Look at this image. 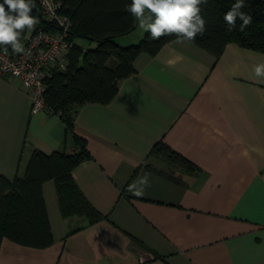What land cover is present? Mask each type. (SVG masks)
<instances>
[{
    "label": "crops",
    "instance_id": "0c3cea01",
    "mask_svg": "<svg viewBox=\"0 0 264 264\" xmlns=\"http://www.w3.org/2000/svg\"><path fill=\"white\" fill-rule=\"evenodd\" d=\"M144 31L138 22L116 41L135 44ZM261 63L264 52L235 43L215 58L173 40L139 55L109 103L78 108L71 132L58 114H32L20 80L0 79V176L23 177L34 151L77 153L82 139L89 157L72 178L105 217L63 211L48 181L53 243L3 238L0 264H264V78L253 71ZM158 143L196 169L151 156ZM145 174L150 186L134 196L129 186Z\"/></svg>",
    "mask_w": 264,
    "mask_h": 264
},
{
    "label": "trees",
    "instance_id": "16d2710c",
    "mask_svg": "<svg viewBox=\"0 0 264 264\" xmlns=\"http://www.w3.org/2000/svg\"><path fill=\"white\" fill-rule=\"evenodd\" d=\"M54 1L60 4L59 13L71 21V47L66 69L54 71L45 79L44 99L50 112L58 114L67 131L71 132L78 108L90 103H109L116 96L119 83L136 72L134 63L139 55H154L177 37L173 34L152 40L145 32L138 43L121 46L116 38L130 34L137 26V20L126 10L132 0ZM37 2L35 0L36 6ZM235 2L208 0L206 5H201V15L206 21L205 32L190 43L215 58L220 57L228 43L264 52V0H244L245 6L241 11L251 15L252 22L243 31H240L243 21L237 19L235 28L229 30L223 19ZM38 18L35 30L25 29L21 41L37 29L48 27L40 15ZM77 38L85 39L95 47L83 51L75 44ZM77 143L80 150L72 154L34 151L23 177H17L12 182L0 176V242L6 238L37 249L47 248L53 243L42 193V186L48 181L56 183L63 211L89 214L92 217L90 222L105 218L91 208L73 181V169L89 157L85 141L77 139ZM150 155L158 156L183 171L195 168L163 143L156 144ZM146 168L150 169L147 165ZM132 241L147 249L138 240L133 238ZM151 254L154 259L160 258L154 252Z\"/></svg>",
    "mask_w": 264,
    "mask_h": 264
},
{
    "label": "clouds",
    "instance_id": "9594fccd",
    "mask_svg": "<svg viewBox=\"0 0 264 264\" xmlns=\"http://www.w3.org/2000/svg\"><path fill=\"white\" fill-rule=\"evenodd\" d=\"M42 3L54 14L50 0H42ZM207 3L208 0H132L126 10L139 21V27L152 40L174 34L178 42L183 43L192 42L197 35L204 34L206 21L201 15V5ZM244 6V0H236L224 14L223 19L229 30L235 28L237 19L243 21L240 31L252 22L251 15L241 11ZM35 7V0H3L0 3V48H3L5 54L9 46L14 54L25 52L21 42L22 34L25 29L35 30L39 23L38 16L30 15ZM253 71L257 78H264V63L254 65ZM149 186V176L145 174L130 185L128 190L140 197Z\"/></svg>",
    "mask_w": 264,
    "mask_h": 264
},
{
    "label": "built area",
    "instance_id": "2783aa9c",
    "mask_svg": "<svg viewBox=\"0 0 264 264\" xmlns=\"http://www.w3.org/2000/svg\"><path fill=\"white\" fill-rule=\"evenodd\" d=\"M50 3L53 5L54 14L42 0H38V14L48 27L37 29L23 41L24 53L14 54L8 49L5 54L3 48H0V79L16 78L21 81L22 87L31 98L32 114L51 113L44 99L45 79L54 71L66 69L67 54L71 47V21L59 13V3L54 0H50Z\"/></svg>",
    "mask_w": 264,
    "mask_h": 264
},
{
    "label": "rangeland",
    "instance_id": "374dc122",
    "mask_svg": "<svg viewBox=\"0 0 264 264\" xmlns=\"http://www.w3.org/2000/svg\"><path fill=\"white\" fill-rule=\"evenodd\" d=\"M138 22H139V21L137 20V23H138ZM145 32H146V31L143 32V35L141 36V39H142V37H144ZM139 41H140V40H139ZM139 41H138V42H139ZM138 42H137V43H138ZM75 44H76L81 50H83V51H87L89 48L93 49V48L95 47L93 43H90V42H88L87 40L82 39V38H77V39L75 40Z\"/></svg>",
    "mask_w": 264,
    "mask_h": 264
},
{
    "label": "water",
    "instance_id": "95a60500",
    "mask_svg": "<svg viewBox=\"0 0 264 264\" xmlns=\"http://www.w3.org/2000/svg\"><path fill=\"white\" fill-rule=\"evenodd\" d=\"M0 3H3V0H0ZM30 15L39 16L37 6L32 10V12L30 13Z\"/></svg>",
    "mask_w": 264,
    "mask_h": 264
}]
</instances>
